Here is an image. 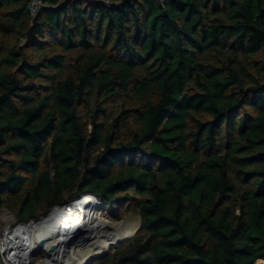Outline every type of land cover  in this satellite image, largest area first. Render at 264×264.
<instances>
[{"label":"trees","instance_id":"16d2710c","mask_svg":"<svg viewBox=\"0 0 264 264\" xmlns=\"http://www.w3.org/2000/svg\"><path fill=\"white\" fill-rule=\"evenodd\" d=\"M41 1L0 0V230L90 193L142 218L98 264L264 260V0Z\"/></svg>","mask_w":264,"mask_h":264},{"label":"bare ground","instance_id":"6f19581e","mask_svg":"<svg viewBox=\"0 0 264 264\" xmlns=\"http://www.w3.org/2000/svg\"><path fill=\"white\" fill-rule=\"evenodd\" d=\"M103 204L102 200L92 194H84L67 203L57 204L45 219L23 223L14 230L8 229L2 235L3 244L13 250L15 255L25 257L39 249L49 253V245L55 244L59 261L50 262L51 264L71 262V250L82 254L76 264H91L99 254L106 252L107 241L112 243L133 233L138 227V224L129 222V218L120 221L106 220L107 216L102 212ZM64 214L66 217H63ZM81 232L86 233L82 235ZM85 234L91 235L83 237ZM108 237L110 238L107 239ZM39 239H44L43 246L38 245ZM93 241L99 244L96 250H83L84 246ZM259 264H264V260H260Z\"/></svg>","mask_w":264,"mask_h":264},{"label":"rangeland","instance_id":"374dc122","mask_svg":"<svg viewBox=\"0 0 264 264\" xmlns=\"http://www.w3.org/2000/svg\"><path fill=\"white\" fill-rule=\"evenodd\" d=\"M99 200H102L100 198H98ZM103 201V200H102ZM104 202V201H103ZM65 205H68V204H65ZM53 209V208H52ZM51 209V210H52ZM103 213L107 216V218H105L106 220H113V221H120L122 219H128L129 218V222L131 223H134V224H138L140 223V215L135 212V211H124V209H120V211L118 212H115V210H112V206L110 204H107V203H104L103 204ZM50 210V211H51ZM49 211V212H50ZM48 212V213H49ZM65 212V211H64ZM63 212V213H64ZM47 213V214H48ZM67 214V211L65 212ZM46 214V215H47ZM66 214L63 215V217H66ZM46 215L42 216L41 218L35 220V221H39V220H43L45 219ZM1 218H2V222H3V226H2V229L0 230V237H2V234L7 230V229H11V230H14V228L16 227V225H18V223L20 222H16V218H15V214L10 211V210H4V212L1 214ZM29 222V221H28ZM122 228V227H121ZM123 231V229H122ZM6 233V232H5ZM4 233V234H5ZM84 233L86 232H81V234L83 235ZM92 234V232H90ZM115 233V232H114ZM3 234V235H4ZM89 234V235H91ZM116 234V233H115ZM88 234H85V236L83 237H86V236H89ZM74 236V235H73ZM81 236V235H80ZM79 236V237H80ZM110 237H108L107 239H109ZM107 241V240H106ZM116 241V240H115ZM115 241H112V242H115ZM111 242L109 243L108 241L106 242V252L103 254H99L97 256V258L93 261V263L91 264H98L99 263V260L104 257L106 254H108L110 248H111ZM117 243H113L112 245H115ZM99 246V244L97 242H89L86 246L83 247V250L87 251V249H94L96 250V248ZM43 250L42 249H39L37 250L34 255H33V259L36 262H39L40 259H43L45 257L44 255V251L42 252ZM70 255V260L72 259L71 262H69L68 264H76L79 259L82 257V254L80 252H76L74 250H71V253L69 254ZM67 256V254H66ZM260 261V260H259ZM259 261L257 264H259Z\"/></svg>","mask_w":264,"mask_h":264},{"label":"built area","instance_id":"2783aa9c","mask_svg":"<svg viewBox=\"0 0 264 264\" xmlns=\"http://www.w3.org/2000/svg\"><path fill=\"white\" fill-rule=\"evenodd\" d=\"M41 5H42L41 0H32L31 6H30L31 14L35 15L37 12V9ZM32 221H34V220H30L29 222H20L16 226H19L23 223H30ZM48 252L49 253L43 252L45 257L43 259H40L39 262L35 263V261L33 259V255L35 252L31 253L28 257H25L24 255H15L13 250H10L9 248H7L3 244L2 237H0V261L2 264H51L52 262L58 260L59 255H58V251H57V246H55L54 250L48 249ZM54 264H56V263H54Z\"/></svg>","mask_w":264,"mask_h":264},{"label":"water","instance_id":"95a60500","mask_svg":"<svg viewBox=\"0 0 264 264\" xmlns=\"http://www.w3.org/2000/svg\"><path fill=\"white\" fill-rule=\"evenodd\" d=\"M88 194H90V193H88ZM92 195H94V194H92ZM95 197H97V196H95ZM141 224H142V218L140 217V223H139L138 227L136 228V230L133 233L127 234L124 237H121V238L117 239L115 242H112V244L113 243H118V242H120V241H122V240H124L126 238L132 237L137 232V230L139 229V227L141 226ZM43 243H44V239H39L38 240V245L39 246H43ZM54 248H55V244H50L49 247H48L49 250H54ZM0 264H2L1 261H0Z\"/></svg>","mask_w":264,"mask_h":264}]
</instances>
